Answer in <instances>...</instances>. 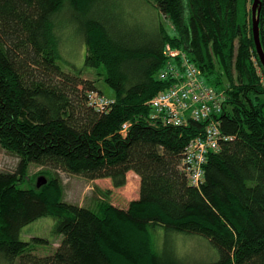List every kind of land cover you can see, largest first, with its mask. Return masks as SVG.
<instances>
[{"label": "trees", "instance_id": "trees-1", "mask_svg": "<svg viewBox=\"0 0 264 264\" xmlns=\"http://www.w3.org/2000/svg\"><path fill=\"white\" fill-rule=\"evenodd\" d=\"M93 1L0 0V145L18 158L14 170L0 171V264H264V67L248 0H146L172 22L173 35L161 23L133 35L99 18L82 21L85 65L104 77L112 98L59 63V15L67 4L86 14ZM260 31L264 47V0ZM168 46L226 93L218 118L231 138L208 155L198 185L181 164L204 123L150 119L149 99L171 83L158 78ZM91 91L110 104H90ZM31 164L110 178L115 187L134 171L139 197L127 206L73 203L55 171L41 187L23 186ZM45 216L62 240L40 255L33 245L47 239L21 233ZM175 235L199 236L216 254L186 258Z\"/></svg>", "mask_w": 264, "mask_h": 264}, {"label": "rangeland", "instance_id": "rangeland-1", "mask_svg": "<svg viewBox=\"0 0 264 264\" xmlns=\"http://www.w3.org/2000/svg\"><path fill=\"white\" fill-rule=\"evenodd\" d=\"M93 2L92 11L86 14H80L67 4L59 15L57 19L61 23L57 31L60 38L59 63L66 71L79 72L84 78L96 80L97 86L103 93L112 98L115 94L113 88L94 68L85 65L87 48L82 21L99 18L104 22H110L109 27L111 26L113 31L118 25L119 28L129 31L133 35H148L155 30L159 23L163 24L170 35L175 33V29L172 22L160 14L152 2L146 0H94ZM252 5L253 0H248L250 9H252ZM225 82L227 85L229 84L227 80ZM17 162L18 158L0 145V171L14 170ZM54 171L38 164H31L22 184L23 186L39 187L40 176H45L48 182V174ZM55 172L62 179L65 198L73 203L94 206L97 201L105 199L117 206H127L131 200L139 197L140 177L134 171L127 173L126 184L120 187H115L110 178L88 179L60 170ZM104 190H110L107 197L103 193ZM53 225L52 217L38 218L23 227L21 236L24 240H31L33 237L47 239L43 244L33 245L36 253L46 255L53 252L62 240L61 236L52 233ZM173 238L177 250L186 258L207 259L216 254L209 242L199 236L175 235Z\"/></svg>", "mask_w": 264, "mask_h": 264}, {"label": "built area", "instance_id": "built-area-1", "mask_svg": "<svg viewBox=\"0 0 264 264\" xmlns=\"http://www.w3.org/2000/svg\"><path fill=\"white\" fill-rule=\"evenodd\" d=\"M166 52L170 58L160 69L158 78L171 83L149 99L150 119L157 124L172 126H185L190 120L204 123L203 131L186 145L181 164L190 182L198 185L204 176L208 155L220 150L221 140L231 138L222 132L218 118L225 104L226 93L206 80L188 54L170 46ZM88 97L90 104L99 109H105L111 102L98 91L89 92ZM129 124H123V132H127Z\"/></svg>", "mask_w": 264, "mask_h": 264}, {"label": "water", "instance_id": "water-1", "mask_svg": "<svg viewBox=\"0 0 264 264\" xmlns=\"http://www.w3.org/2000/svg\"><path fill=\"white\" fill-rule=\"evenodd\" d=\"M262 7V0H253L252 5V28H253V38L255 41V48L258 53L261 64L264 67V47L261 41V31H260V11ZM47 183L45 176H40L38 186Z\"/></svg>", "mask_w": 264, "mask_h": 264}, {"label": "crops", "instance_id": "crops-1", "mask_svg": "<svg viewBox=\"0 0 264 264\" xmlns=\"http://www.w3.org/2000/svg\"><path fill=\"white\" fill-rule=\"evenodd\" d=\"M139 176V175H138Z\"/></svg>", "mask_w": 264, "mask_h": 264}]
</instances>
